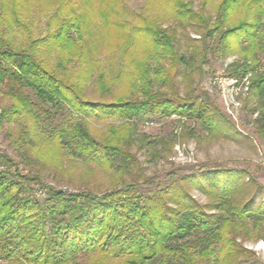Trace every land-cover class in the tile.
<instances>
[{
    "label": "trees",
    "instance_id": "trees-1",
    "mask_svg": "<svg viewBox=\"0 0 264 264\" xmlns=\"http://www.w3.org/2000/svg\"><path fill=\"white\" fill-rule=\"evenodd\" d=\"M97 1L57 0L56 9L47 17L44 38H34L32 25L25 21L32 0H13L15 19L4 8L8 27L18 28V34L26 36L15 48L0 33V86L7 87L15 100L8 112L10 117L32 116L47 124L57 113L55 109L69 106L80 116L102 111L138 124L151 116L178 115L200 122L209 133L219 132L222 123L214 113L210 114L209 109L214 105L208 101L207 94L205 99L179 95L175 74L184 59L175 52L173 34L145 21L133 28L122 21L115 24L129 35L122 41L125 49L141 50L145 61L136 62L133 74L126 77L132 81L130 87L140 85L141 98L120 97L110 105L81 101L83 76L79 75L75 84H70L71 79L59 70L66 71L74 60L84 62L81 33L83 29L90 31L93 18L86 20L87 8L79 4L87 6L88 2L93 6ZM101 2L99 14L105 23L97 26L99 35L112 33L110 17L115 14L113 0ZM159 4L167 10L166 16L178 20L183 27L210 25L204 37H211L228 25L220 34L221 42L235 40L229 46L230 52L240 49L243 54L241 63L230 65L228 76L239 83L247 74L253 75L251 89L259 112L257 133L264 138V75L255 73L260 66L256 50L264 51V40H260L264 39V32H260L264 26V0H222L213 24L203 12L208 5L206 0L201 4V12L183 0H159ZM77 9L84 23L80 22ZM107 17L109 24H106ZM72 31H76V38L71 37ZM110 33L106 35L111 41ZM107 46L111 49L113 43ZM43 49L54 51L56 66L44 58ZM154 57L169 60L170 68H148V60ZM104 80L103 75L98 78L103 93L109 91ZM154 83L169 86L170 94L152 93ZM25 90L35 92L37 101L31 100ZM110 130L109 139L101 144L80 123L74 122L54 139L57 145L67 149L70 157L100 162L120 175L132 173L138 164L136 156L129 151L135 128L128 124L121 130ZM241 173L239 170H201L172 179L154 190H138L135 182L121 183V187L99 195L89 191L67 193L45 186L46 197L39 203L31 197L34 186H40L41 180L34 175H22L19 166L0 154V261L77 264V260L87 259L88 262L81 264H236L235 259L242 254L236 233L251 234L264 223L262 205H255L252 200L244 203L235 200L238 184L235 174ZM203 180H216L211 189L219 185V192L207 190ZM187 185L198 187L213 201L199 204L187 193Z\"/></svg>",
    "mask_w": 264,
    "mask_h": 264
},
{
    "label": "rangeland",
    "instance_id": "rangeland-1",
    "mask_svg": "<svg viewBox=\"0 0 264 264\" xmlns=\"http://www.w3.org/2000/svg\"><path fill=\"white\" fill-rule=\"evenodd\" d=\"M101 1L93 6L88 2L87 6L79 4V7L87 8L89 16H86V20L93 18L90 33L85 29L81 33L85 59L84 62L74 60L64 72L59 70L60 74L71 79L70 84H75L79 75L83 76L81 101L110 105L120 97L124 100L141 98L140 85L130 87L131 80L127 81L126 77L133 74L136 62L145 61L141 50L125 49L126 45L122 41L127 40L129 35H126L125 29L115 27V24L117 26L122 21L133 28L145 21L155 24L158 29H164L167 34H173L175 52L184 59L175 74L179 95L205 99L204 95L207 94L208 101L214 105L213 109H209L210 114L214 113L222 123L221 130L209 133L200 122L178 115L151 116L142 124L130 123L122 117L107 115L102 111L80 116L69 106L55 109L57 113L51 122L43 124L32 116L10 117L8 112L15 100L7 87L0 86V154L8 156L19 166L22 175H34L41 180L40 186H34L32 201L40 203L45 199V186L67 193L89 191L99 195L121 187V183L135 182L138 190L148 191L154 190L158 185H166L172 179L178 180L201 170H239L242 173L235 174L238 182L235 200L242 203L252 200L255 205L264 207V138L257 133L259 112L256 111L257 99L251 89L253 75L247 74L239 83L228 76L230 65L243 61L240 49L230 52L232 47L229 46L235 40L227 39L226 44L220 40L221 32L228 25H224L219 34L204 37L205 29L210 25L193 24L183 27L178 20L166 16L167 10L159 4V0H113L115 14L110 17V22L113 23L112 33L99 35L96 32L97 26L105 23V18L99 14V7L103 4ZM183 1L191 3L196 12L202 11L201 4L204 0ZM221 1L206 0L208 5L203 12L211 24L216 19ZM56 2L57 0H32L25 21L32 25L34 38H44L47 35L46 20L56 9ZM13 5V0H0V33L18 48V43L26 36L18 34V28L12 27L11 30L3 14L5 8L7 14L15 19ZM76 12L81 19V11L77 9ZM240 18L243 19L244 15ZM84 21L80 20L81 23ZM106 24H109V17ZM260 32H264V26L260 28ZM108 33L111 34V41L106 35ZM70 35L76 38V31H72ZM110 42L113 43L111 49L107 46ZM44 58L52 66L57 65L54 51H46ZM256 58L259 59L260 66L255 73L264 75V51L257 49ZM146 65L151 70L169 69L171 66L169 60L155 57L148 60ZM102 75L109 88L105 93L98 86V78ZM218 79L222 80V85L218 83ZM156 91L169 95L170 87L154 83L152 93ZM25 92L31 100L37 101L35 92ZM74 122L80 123L101 144L109 139L111 128L121 130L128 124L133 126L135 132L132 133L129 151L136 156L137 167L132 173L120 175L115 169L111 170L100 162H85L68 156L67 149L57 145L54 137ZM149 182L152 184H146ZM213 182L217 183L216 180ZM213 182L203 180L202 185L211 191ZM186 187L187 193L199 204L207 205L213 201L198 187ZM215 187L211 192L217 194L220 186ZM235 238L242 253L235 259L236 264H264V223L256 230L253 229L251 234L237 232ZM85 262L88 260H77V264ZM0 264L11 263L0 261Z\"/></svg>",
    "mask_w": 264,
    "mask_h": 264
},
{
    "label": "built area",
    "instance_id": "built-area-1",
    "mask_svg": "<svg viewBox=\"0 0 264 264\" xmlns=\"http://www.w3.org/2000/svg\"><path fill=\"white\" fill-rule=\"evenodd\" d=\"M218 83L221 84V85L223 84V83H222V80H219V79H218Z\"/></svg>",
    "mask_w": 264,
    "mask_h": 264
}]
</instances>
